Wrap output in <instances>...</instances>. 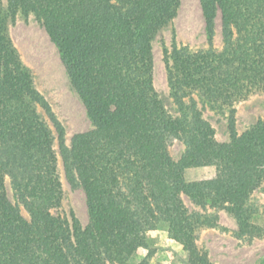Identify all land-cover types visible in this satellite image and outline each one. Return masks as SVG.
Here are the masks:
<instances>
[{"label":"trees","instance_id":"1","mask_svg":"<svg viewBox=\"0 0 264 264\" xmlns=\"http://www.w3.org/2000/svg\"><path fill=\"white\" fill-rule=\"evenodd\" d=\"M4 1L0 264H130L148 246L154 223L186 251L185 264H211L198 244L206 221L188 211L181 193L203 207L227 203L241 235L264 236L241 214L264 182V116L242 133L236 122L237 104L264 93V0H200L210 47L194 51L174 42L163 52L173 111L154 85L153 43L181 0ZM218 13L219 51L213 48ZM19 16L43 26L85 108L91 127L69 143L12 39ZM205 108L225 119L227 141L216 140ZM172 137L187 145L178 158L168 148ZM59 157L83 190L84 231L53 212L63 191ZM206 164L216 165L213 178L185 179L188 168Z\"/></svg>","mask_w":264,"mask_h":264},{"label":"rangeland","instance_id":"2","mask_svg":"<svg viewBox=\"0 0 264 264\" xmlns=\"http://www.w3.org/2000/svg\"><path fill=\"white\" fill-rule=\"evenodd\" d=\"M4 4L5 1L0 0V5ZM10 32L23 61L34 73L38 90L47 98L52 113L63 125L66 142L69 143L74 133L88 130L91 124L81 100L69 83L56 46L33 16L17 17L16 22L11 25ZM174 42L177 45L188 46L194 51L210 47L206 39L200 0H181L177 16L171 25L159 32L153 43L154 85L171 111H173V99L170 96L163 52L164 48L171 49ZM222 46L221 21L218 13L213 48L219 51ZM203 114L215 127L216 140L227 141L229 135L225 119L209 108H205ZM263 116L264 93H254L241 100L236 106L238 132L242 133L250 124ZM172 138L168 148L172 156L178 158L186 150L187 145L186 142L175 139L176 137ZM55 148L57 150L56 145ZM58 167L63 191L61 203L53 209V212L65 217L71 226L74 224L84 231L88 223V214L83 190L78 184L68 179L60 157ZM216 172L215 164H206L188 168L184 176L187 181L206 180L213 178ZM6 187L9 197L13 199L8 181H6ZM146 188L147 186L144 188L145 194H147ZM178 197L189 212L197 211L201 222L206 221L204 224L207 226L199 230L198 244L207 250L211 264H264V236L250 239L248 235H241L238 231L237 216L225 209L227 203L225 206L215 205V207L208 203V206L203 207V204L192 202L185 194L181 193ZM22 213L25 215L24 210ZM241 214L248 223L264 228V182L252 193ZM157 226L154 223L156 229L148 232V246L138 248L131 260L126 262L185 264L186 251L171 240L168 228H157Z\"/></svg>","mask_w":264,"mask_h":264}]
</instances>
